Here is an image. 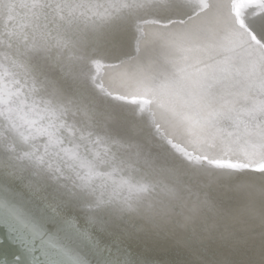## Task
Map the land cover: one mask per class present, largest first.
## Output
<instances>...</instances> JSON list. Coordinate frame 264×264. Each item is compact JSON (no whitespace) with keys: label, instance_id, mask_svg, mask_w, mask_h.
Masks as SVG:
<instances>
[{"label":"snow or ice","instance_id":"1","mask_svg":"<svg viewBox=\"0 0 264 264\" xmlns=\"http://www.w3.org/2000/svg\"><path fill=\"white\" fill-rule=\"evenodd\" d=\"M0 228V264H264V0H0Z\"/></svg>","mask_w":264,"mask_h":264},{"label":"bare ground","instance_id":"2","mask_svg":"<svg viewBox=\"0 0 264 264\" xmlns=\"http://www.w3.org/2000/svg\"><path fill=\"white\" fill-rule=\"evenodd\" d=\"M4 239V230L2 228H0V240ZM146 250L143 251L142 249L138 250L139 252H141L144 256L148 257V258H159L161 253L158 250H152L150 248H145Z\"/></svg>","mask_w":264,"mask_h":264},{"label":"rangeland","instance_id":"3","mask_svg":"<svg viewBox=\"0 0 264 264\" xmlns=\"http://www.w3.org/2000/svg\"><path fill=\"white\" fill-rule=\"evenodd\" d=\"M137 249H138V250H139V249H140V250L142 249L143 251H145V250H146L145 248H137Z\"/></svg>","mask_w":264,"mask_h":264}]
</instances>
